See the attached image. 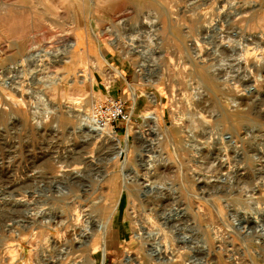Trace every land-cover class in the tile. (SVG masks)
<instances>
[{
  "label": "rangeland",
  "instance_id": "rangeland-1",
  "mask_svg": "<svg viewBox=\"0 0 264 264\" xmlns=\"http://www.w3.org/2000/svg\"><path fill=\"white\" fill-rule=\"evenodd\" d=\"M0 116V264H264V0H0Z\"/></svg>",
  "mask_w": 264,
  "mask_h": 264
},
{
  "label": "bare ground",
  "instance_id": "bare-ground-1",
  "mask_svg": "<svg viewBox=\"0 0 264 264\" xmlns=\"http://www.w3.org/2000/svg\"><path fill=\"white\" fill-rule=\"evenodd\" d=\"M192 1V0H191ZM204 2V1H203ZM195 7V6H194ZM116 41V40H115ZM68 44V43H67ZM70 44V43H69ZM69 44H68V46H69ZM224 44V43H223ZM131 45H132V43H131ZM259 45V44H258ZM71 46H73L72 45V43L70 44V47ZM119 46V45H118ZM224 46H225V44H224ZM223 46V47H224ZM227 46V45H226ZM30 47V46H29ZM33 47V46H32ZM132 47H133V50H132V52L133 51H137V50H135L134 49V47H136L135 45H132ZM228 47H230V46H228ZM247 47V46H246ZM261 46H259V48H260ZM263 47V46H262ZM68 48V47H67ZM120 48H121V46H120ZM227 48V47H226ZM35 49V48H34ZM129 49V48H128ZM221 49V48H220ZM246 50V49H245ZM244 50V51H245ZM29 55L30 54H33L34 52L33 51H31V49H29ZM42 51V50H41ZM63 51V50H62ZM69 51H72L71 49L69 50ZM68 51V52H69ZM38 52V51H37ZM126 52H130V51H126ZM225 52V51H224ZM64 54V53H67V51H63V52H51V51H49V50H43V53H41V55H40V59H39V62L40 61H43V59L44 58H47V57H49V56H51V57H53L52 58V63L54 62V61H60L62 58L61 57H59V55L61 56V54ZM27 54V55H28ZM35 54H37V53H35ZM34 54V55H35ZM27 55H26V57H27ZM39 55V54H38ZM37 55V56H38ZM33 56V55H32ZM43 56H44V58H43ZM29 58V57H28ZM30 58H31V55H30ZM34 58V57H33ZM36 58V57H35ZM24 60V59H23ZM35 60V59H34ZM38 60V59H37ZM36 60V61H37ZM235 60V59H234ZM258 65V64H257ZM113 67V66H112ZM115 71L119 74L120 73V71L119 70H117V69H115ZM207 72V71H206ZM25 74V73H24ZM206 74V73H205ZM207 77H209V75L207 74ZM210 78V77H209ZM233 78V77H232ZM245 78V77H244ZM154 82H156L155 81V79H153V78H147V84H153ZM241 82V81H240ZM248 82V81H247ZM21 83V82H20ZM13 84V83H12ZM16 91H20V95L22 96L23 95V93H26V91H25V89H23V87L21 86L20 88H18V87H16V88H14ZM131 89H133V87L131 88ZM134 90V89H133ZM9 93V92H8ZM28 93V92H27ZM18 94H19V92H18ZM30 96V95H29ZM147 96L149 97V101L150 102H152V103H156L157 102V97H156V95L153 93V92H148L147 93ZM9 97V96H8ZM132 97H134L135 98V100H136V98L138 97V94H137V91H132ZM134 98H133V100H134ZM11 101H12V99H11ZM4 105V104H3ZM6 105V104H5ZM4 107H6V106H4ZM8 107L10 108V106L8 105ZM260 107V106H259ZM205 108V107H204ZM209 109V108H208ZM34 113V112H33ZM200 115H202V113L200 114ZM1 116H2V112H1ZM0 116V117H1ZM202 116H205L204 114L202 115ZM143 118H144V120H145V122L148 120H152V121H157L158 120V116L156 115V114H154V112L153 111H147L146 113H144V115L142 116ZM200 117V116H199ZM78 118L82 121V125L83 126H85L88 130H89V132H90V135H91V137H95V136H101V137H103V138H105V139H107L108 141H110V142H113V145L115 144H118V142H119V139H118V137H117V135L116 134H114L112 131H110L107 127H105V126H100L97 122H95V120L93 119V117L92 116H90L89 114H85V113H79L78 114ZM202 119V118H201ZM218 120V119H217ZM147 121V122H148ZM152 121H150V122H152ZM216 121V120H215ZM144 122V123H145ZM158 122V121H157ZM157 122H156V125H157ZM149 123V122H148ZM154 124H155V122H154ZM89 134V133H88ZM139 136L140 137H144V135H145V133L142 131V132H139ZM127 137V136H126ZM90 138V137H89ZM121 143V142H120ZM122 145H124V144H122ZM119 146H120V144H119ZM123 147V146H122ZM124 147H125V145H124ZM124 147H123V150H124ZM127 148V147H126ZM120 150V149H119ZM121 151L120 150V152L119 153H123L124 151ZM127 152V151H126ZM119 155V154H118ZM121 155V154H120ZM125 158V157H124ZM2 159V158H1ZM2 161V160H1ZM0 161V162H1ZM8 163V162H7ZM7 163L5 164V165H7ZM1 165V164H0ZM3 165V164H2ZM1 165V166H2ZM0 166V167H1ZM73 166V165H72ZM66 167V168H62L61 167V170L63 171H65V170H67L69 173H71V174H76L77 172H78V169L77 168H74V167ZM8 167V166H7ZM79 168V167H78ZM56 174V173H55ZM51 175V174H50ZM53 175V174H52ZM261 183V182H260ZM259 187V186H258ZM254 187H251L250 188V190L251 191H254ZM254 193V192H253ZM24 199V198H23ZM15 200L16 201H22V198H15ZM110 218V217H109ZM109 222V221H108ZM102 224V223H101ZM104 224V223H103ZM98 227V226H97ZM100 229L102 230V232H101V230H100V232L101 233H99L100 234V237L99 238H91L92 240H91V243H90V245H92V246H95L96 244H97V241H98V243H99V249H100V253H101V249H102V252H103V254L102 255H104V257H105V255H106V239H107V236H106V234H107V232H108V227L107 226H102L101 225V227H100ZM83 232V231H82ZM85 232V231H84ZM87 232V231H86ZM92 232V231H91ZM84 234V233H83ZM86 234V233H85ZM84 234V235H85ZM91 234V233H90ZM77 235V234H76ZM80 235V236H79ZM88 235V234H87ZM93 234H91V236H92ZM136 236L138 237V233L136 234ZM89 239H90V237H89ZM77 240V242H78V247H80L82 244H84V243H87V240H88V236H86V239L84 238V237H82V234H78V238L76 239ZM89 244V243H88ZM85 245V244H84ZM89 247V246H88ZM165 248V247H164ZM165 250L166 249H163L162 247H158V248H156V249H154L153 251V253H155V259L156 258H161V259H164L165 260V254H166V252H165ZM168 251V250H167ZM151 254V253H150ZM168 254V253H167ZM171 254V253H170ZM170 254H169V257H170ZM171 258V257H170ZM126 259H127V261H131L132 260V257H130V256H127L126 257ZM154 259V260H155ZM167 259V258H166ZM104 260H105V258L103 259L102 258V260H101V264H103L104 263ZM168 260V259H167Z\"/></svg>",
  "mask_w": 264,
  "mask_h": 264
},
{
  "label": "built area",
  "instance_id": "built-area-1",
  "mask_svg": "<svg viewBox=\"0 0 264 264\" xmlns=\"http://www.w3.org/2000/svg\"><path fill=\"white\" fill-rule=\"evenodd\" d=\"M125 100L121 97H111L106 100H96L91 105V113L100 126L112 123H126L130 113L124 107Z\"/></svg>",
  "mask_w": 264,
  "mask_h": 264
}]
</instances>
